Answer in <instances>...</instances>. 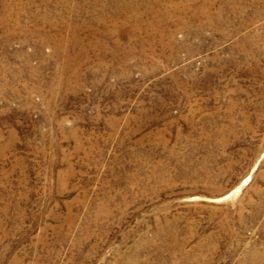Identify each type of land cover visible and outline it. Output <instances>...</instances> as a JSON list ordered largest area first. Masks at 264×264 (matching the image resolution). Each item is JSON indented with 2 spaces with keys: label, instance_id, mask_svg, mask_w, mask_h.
Listing matches in <instances>:
<instances>
[{
  "label": "rangeland",
  "instance_id": "obj_1",
  "mask_svg": "<svg viewBox=\"0 0 264 264\" xmlns=\"http://www.w3.org/2000/svg\"><path fill=\"white\" fill-rule=\"evenodd\" d=\"M114 1L0 0V264H264V0Z\"/></svg>",
  "mask_w": 264,
  "mask_h": 264
},
{
  "label": "bare ground",
  "instance_id": "obj_2",
  "mask_svg": "<svg viewBox=\"0 0 264 264\" xmlns=\"http://www.w3.org/2000/svg\"><path fill=\"white\" fill-rule=\"evenodd\" d=\"M116 1V0H115ZM114 1V2H115ZM130 1V0H129ZM136 1V0H135ZM143 1V0H142ZM106 2V1H105ZM124 2V1H123ZM148 2V1H147ZM182 2V1H181ZM205 2V1H204ZM214 2V1H213ZM228 2V1H227ZM139 3H141V2H139ZM145 3V2H144ZM149 3V2H148ZM155 3H156V1H155ZM159 3V2H158ZM161 3V2H160ZM159 3V4H160ZM208 3V2H207ZM134 4V3H133ZM138 4V3H137ZM150 4L152 5V3L150 2ZM108 5V4H107ZM119 5V4H118ZM140 5V4H139ZM146 5V4H145ZM148 5V4H147ZM155 5V7H156V4H154ZM161 5H163V4H161ZM206 5V4H205ZM223 5V4H222ZM171 6V5H170ZM211 6V5H210ZM217 6V5H216ZM146 7V6H145ZM154 7V8H155ZM163 7V6H162ZM165 7V6H164ZM175 7H177V6H175ZM175 7H173V8H175ZM182 7V6H181ZM185 7H186V5H185ZM184 7V8H185ZM148 8H150L149 6H148ZM158 8V7H157ZM165 9V8H164ZM176 9V8H175ZM180 9V8H179ZM179 9H176V10H179ZM182 9V8H181ZM205 9V8H204ZM263 9V8H262ZM136 10H137V7H136ZM143 10V9H142ZM151 10H152V8H151ZM161 10V9H160ZM174 10V9H173ZM183 10V9H182ZM209 10V9H208ZM76 11V10H75ZM132 11V10H131ZM135 11V10H134ZM145 11H148V10H145ZM154 11H156V10H154ZM157 11H158V9H157ZM164 11V10H163ZM84 12V11H83ZM161 12V11H160ZM181 12V11H180ZM261 12V11H260ZM119 13V12H118ZM124 13V12H123ZM133 13V12H132ZM143 13V12H142ZM148 13H149V11H148ZM152 13H153V10H152ZM157 13V12H156ZM158 13H159V11H158ZM157 13V14H158ZM211 13V12H210ZM108 14V13H107ZM145 14V13H144ZM162 14V13H161ZM170 14V13H169ZM168 14V15H169ZM179 14V13H178ZM12 15V14H11ZM25 15V14H24ZM76 15V14H75ZM133 15V14H132ZM138 15H140V14H138ZM155 15V14H154ZM159 15V14H158ZM163 15V14H162ZM166 15V14H165ZM185 15V14H184ZM110 16V15H109ZM171 16H172V13H171ZM183 16V15H182ZM5 17V16H4ZM7 17V16H6ZM129 17V16H128ZM131 17V16H130ZM173 17V16H172ZM171 17V18H172ZM175 17V16H174ZM118 18V17H117ZM137 18V17H136ZM135 18V19H136ZM160 18V17H159ZM68 19H70V18H68ZM142 20V19H141ZM162 20V19H161ZM184 20V19H183ZM188 20V19H187ZM237 20V19H236ZM26 21V20H25ZM138 21V20H137ZM220 21V20H219ZM141 22V21H140ZM158 22V21H157ZM156 22V23H157ZM202 22V21H201ZM136 22H134L133 24H135ZM159 23V22H158ZM16 24V23H15ZM57 24V23H56ZM94 24V23H93ZM36 25V24H35ZM109 25V24H108ZM151 25V24H150ZM153 25V24H152ZM44 26V25H43ZM142 26V25H141ZM154 26V25H153ZM156 26V25H155ZM158 26V25H157ZM16 27V26H15ZM120 27H121V25H120ZM134 27H135V25H134ZM220 27V26H219ZM147 28V27H146ZM151 28V27H150ZM149 28V29H150ZM153 28V27H152ZM156 28V27H155ZM159 28V27H158ZM164 28V27H163ZM194 28H196V27H194ZM216 28V27H215ZM68 29V28H67ZM80 29V28H79ZM89 29V28H88ZM134 29V28H133ZM145 29V28H144ZM25 30V29H24ZM86 30V29H85ZM154 30V29H153ZM157 30V29H156ZM209 30V29H208ZM57 31V30H56ZM87 31V30H86ZM110 31V30H109ZM140 31H142L141 29H140ZM145 31V30H144ZM147 31V30H146ZM155 31V30H154ZM161 31H163V30H161ZM160 31V32H161ZM108 32V31H107ZM117 32V31H116ZM136 32V31H135ZM138 32V31H137ZM157 32V31H156ZM96 33V32H95ZM153 33V32H152ZM54 34V33H53ZM75 34V33H74ZM189 34V33H188ZM78 35V34H77ZM81 35V34H80ZM116 35V34H115ZM146 35V34H145ZM69 36V35H68ZM88 36V35H87ZM149 36V35H148ZM55 38V37H54ZM86 38V37H85ZM129 38V37H128ZM150 38V37H149ZM60 39V38H59ZM98 39V38H97ZM120 39V38H119ZM136 39V38H135ZM141 39H143V38H141ZM81 40H82V38H81ZM100 41V40H99ZM41 42V41H40ZM72 42V41H71ZM76 42V41H75ZM109 42V41H108ZM172 42V41H171ZM72 43H74V42H72ZM168 43V42H167ZM170 43V42H169ZM69 44V43H68ZM88 44V43H87ZM142 44V43H141ZM89 45V44H88ZM119 45V44H118ZM124 46V45H123ZM252 47V46H251ZM105 48V47H104ZM148 48V47H147ZM146 48V49H147ZM164 48V47H163ZM171 48V47H170ZM92 49V48H91ZM100 50V49H99ZM153 50V49H152ZM168 50V49H167ZM95 52V51H94ZM145 54V53H144ZM150 54V53H149ZM102 56V55H101ZM154 57V56H153ZM149 59V58H148ZM89 62V61H88ZM94 64V63H93ZM97 66V65H96ZM77 67V66H76ZM80 68H81V66H80ZM80 70V69H79ZM84 74V73H83ZM64 78V77H63ZM70 78V77H69ZM71 81V80H70ZM72 82V81H71ZM71 87V86H70ZM53 88V87H52ZM71 89V88H70Z\"/></svg>",
  "mask_w": 264,
  "mask_h": 264
}]
</instances>
